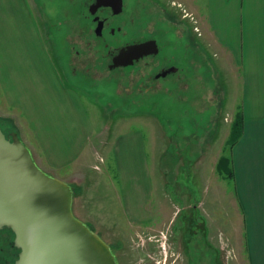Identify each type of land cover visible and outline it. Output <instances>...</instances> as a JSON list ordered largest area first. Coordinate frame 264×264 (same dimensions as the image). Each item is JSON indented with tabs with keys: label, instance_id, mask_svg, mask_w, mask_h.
<instances>
[{
	"label": "rangeland",
	"instance_id": "1",
	"mask_svg": "<svg viewBox=\"0 0 264 264\" xmlns=\"http://www.w3.org/2000/svg\"><path fill=\"white\" fill-rule=\"evenodd\" d=\"M139 1L129 0L130 10L136 5L138 25L145 23L140 14H151L146 35L158 38L165 54L171 51V56H177L181 70L167 80H158L164 93L128 97L124 79L128 71L109 70L102 61L96 65L99 56L95 52L89 55L91 50L80 43L74 20L67 31L57 28L65 10L50 21L36 7L38 20L26 23L25 0H0V54L10 48L28 60L45 57L49 50L66 62V67L62 63L64 79L81 95L93 119L90 155L97 161V170L87 174L78 169L77 174L62 178L77 190L75 216L112 246L119 264H174V254L180 256L179 264H246L243 216L233 189L230 155L242 125L239 75L231 59L226 61L218 50L212 52L219 58L209 51L202 20L187 7L186 0ZM171 2L176 6L171 8ZM17 11L22 19L10 15ZM78 52L80 57L92 58L97 72L92 79L82 76L80 66L76 65V75L68 67L67 62L75 60ZM19 118L0 104V128L8 136L17 133L32 146ZM124 156L129 160L125 167L130 177L128 203L133 209L123 204L119 191L118 173L125 170L117 160ZM35 159L46 171L37 152ZM138 182L151 184V189L146 193L142 185L137 190ZM144 194L148 196L145 204ZM186 214H192L193 222Z\"/></svg>",
	"mask_w": 264,
	"mask_h": 264
},
{
	"label": "crops",
	"instance_id": "2",
	"mask_svg": "<svg viewBox=\"0 0 264 264\" xmlns=\"http://www.w3.org/2000/svg\"><path fill=\"white\" fill-rule=\"evenodd\" d=\"M25 1V22L31 20L35 24L38 20L35 11L31 8L29 12L28 0ZM186 3L202 20L209 51L219 58L216 51L212 52L218 50L228 58L226 61L231 59L239 75L242 129L230 150L233 189L243 216L246 264H264V0H186ZM10 15L22 19L19 11ZM15 51L6 48L0 54V104L24 123L32 145L27 146L34 159L37 152L47 168L44 171L68 184L62 175H75L78 169L87 174L97 170V161L93 162L90 155L95 135L93 119L83 106L81 95L64 79L62 63L66 67V62L49 50L45 57L28 60L19 58L20 51ZM67 65L70 68L69 61ZM117 162H121L126 172L118 173L122 186L118 190L124 196L123 204L132 208L128 203L131 189L127 188L130 177L125 167L129 160L124 156ZM106 169L109 173L112 170L110 166ZM111 178L117 182L112 175ZM136 185L137 190L143 185L146 193L152 186L139 182ZM142 200L145 204L148 196L144 194Z\"/></svg>",
	"mask_w": 264,
	"mask_h": 264
},
{
	"label": "water",
	"instance_id": "3",
	"mask_svg": "<svg viewBox=\"0 0 264 264\" xmlns=\"http://www.w3.org/2000/svg\"><path fill=\"white\" fill-rule=\"evenodd\" d=\"M75 189L48 175L17 133L0 128V230H11L14 264H119L73 211Z\"/></svg>",
	"mask_w": 264,
	"mask_h": 264
},
{
	"label": "flooded vegetation",
	"instance_id": "4",
	"mask_svg": "<svg viewBox=\"0 0 264 264\" xmlns=\"http://www.w3.org/2000/svg\"><path fill=\"white\" fill-rule=\"evenodd\" d=\"M28 3L33 11L36 7L40 11H45V16L47 15L50 21L56 14L65 10L62 15L59 14L62 21L58 23L57 28L61 30L65 28L67 31L68 25L71 27L74 20L80 43L84 48L91 50L89 55L95 52L99 56L95 60L96 65L102 61L105 66L107 64L109 70L128 71V74L124 72V79L127 82L125 92L128 97H133V94L144 97L164 93L159 89L158 80H167L181 71L177 66V56H171L170 54H173L171 51L165 54L159 39L146 35L148 26L151 28L152 24L151 14L147 12L140 14L146 24L142 22L138 25L136 5L130 10L129 0H28ZM138 3L140 1L136 0L135 4ZM170 6L172 8L176 4L171 2ZM147 8L148 6L144 10ZM189 19L190 16L186 14L184 16L186 23ZM50 27L57 29L53 23ZM190 28L193 32V26ZM141 32L143 36L140 35ZM64 41H67V36ZM78 54L79 58L69 60L70 67L78 74L76 65L80 66L82 76L90 79L97 73L91 63L92 58L80 57L81 52ZM179 213L180 210L176 213L177 218ZM186 215L187 219L193 222L192 214ZM12 235L14 234L11 230H0V264H14L18 259L19 252L15 255L17 259H13L14 252L18 249L14 246ZM110 247L112 248L111 245ZM185 250L188 255V246ZM173 257L174 264H179L180 256L174 254Z\"/></svg>",
	"mask_w": 264,
	"mask_h": 264
},
{
	"label": "trees",
	"instance_id": "5",
	"mask_svg": "<svg viewBox=\"0 0 264 264\" xmlns=\"http://www.w3.org/2000/svg\"><path fill=\"white\" fill-rule=\"evenodd\" d=\"M241 123H242V121H241ZM241 129H242V125H241V128H240V134H241ZM239 137H240V135L238 136V138H236V140L232 143V145H234V143L237 142V140L239 139ZM232 178H233V175H232Z\"/></svg>",
	"mask_w": 264,
	"mask_h": 264
}]
</instances>
